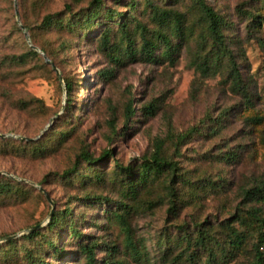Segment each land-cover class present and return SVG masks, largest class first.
<instances>
[{"label": "rangeland", "instance_id": "obj_1", "mask_svg": "<svg viewBox=\"0 0 264 264\" xmlns=\"http://www.w3.org/2000/svg\"><path fill=\"white\" fill-rule=\"evenodd\" d=\"M90 1L0 0V135L5 136L0 138L16 144L31 141L40 149L17 154L0 145V176L28 185L25 195H0V246L7 243L6 238L18 240L38 226L64 254L56 257L43 238L34 243L20 240L15 247L0 251V264H30L24 248L32 250L33 257L43 261L40 264H85L67 225L46 231L53 212L65 207L72 209L74 225L83 236L80 242L98 244L94 251L97 264L106 257L109 246H114V260L120 264H192L189 256L194 257V264H206L207 253L181 240V235L193 237V223L206 222L223 247V224L251 206L243 203V191L264 182L263 0H206L226 22L223 35L230 53L217 65L211 63L212 72L207 77H202L196 66L199 56L211 50V43L200 52L199 15L193 0H152L184 14L187 21L186 36L180 41L172 39L178 46L170 59L160 56L161 47L156 48L153 62L138 53L141 40L135 25H142L147 36L155 27L144 0H103L102 13L105 8L114 9L124 14L129 24L136 52L131 59L123 57L127 41L117 34L118 18L113 22L102 18L106 25H98L86 35L80 30L37 29L43 16L61 13L65 17L67 5L78 15ZM132 1L136 6L131 11ZM24 23L33 27L26 30L31 44L52 55L61 79L52 67L42 66V53L38 52L39 58L26 56L31 46L20 28ZM105 26L112 30L111 43L120 48L122 58L117 64L99 45ZM229 57L240 73L247 98L232 90L227 78ZM102 71L110 72L108 77L100 76ZM64 78L73 83L69 109H65ZM31 98L41 104L26 103ZM129 101L136 113L129 129H124ZM148 106L151 114L145 110ZM252 117L262 121L255 124L248 120ZM158 146L193 187L205 181L223 180L226 184L221 191L207 186L195 196L188 186L176 182L183 199L176 217L168 214L163 183L155 181L140 190L135 200L128 201L134 251L127 248L122 227L107 217L119 198L109 177L116 170V160L124 166H137ZM105 150H112L115 158L95 166L105 176L102 183L88 181L91 169L83 162L79 174L69 180L61 178L79 154L97 158ZM88 195L110 202L97 203ZM261 208L264 213V206ZM233 225L239 233L245 232L244 245L235 252L228 247L221 252L213 244L215 264H251L257 232ZM182 227L184 231H180ZM260 251L264 252V244Z\"/></svg>", "mask_w": 264, "mask_h": 264}, {"label": "trees", "instance_id": "obj_2", "mask_svg": "<svg viewBox=\"0 0 264 264\" xmlns=\"http://www.w3.org/2000/svg\"><path fill=\"white\" fill-rule=\"evenodd\" d=\"M81 1L82 0H72L74 4H78ZM103 3V0H91L88 8L86 10H82L78 15H75L71 6L67 5L64 8L65 17L68 18L66 21L65 17L61 16V13L47 14L43 16L41 23L39 26H37V29H65L70 33L80 30L81 32H84V35H86L98 25H106L104 24V21L101 20L102 18L107 22H113V20L118 18L119 23L117 25V34L121 40L127 41V49L125 50L123 57H128L129 59L133 58L136 52H134L131 46V30L129 29V24L126 21L124 14L110 8H105L104 12L102 13ZM193 4L199 15L198 20L200 23V32L197 36V45L200 52L205 50L204 46L207 45L208 42L211 43V50L207 52L205 56H199L196 66L200 75L202 77H207L210 72H212V68L210 66L211 63L217 65L223 57L226 55L230 56L225 43V36L223 35V29L226 25V22L213 10L211 6L207 4L206 0H193ZM143 5L145 10H149L151 18L155 23V27L150 36H147L142 25H135L134 29L136 32L140 31L141 40L138 53L145 61L153 62L156 57V48L161 47L160 56L170 59L174 53H176L178 46L172 42V39L175 41H180L186 36L187 21L185 19V15L171 8H165L154 4L152 0H144ZM135 6L136 4L132 1L130 10H134ZM256 18H258V16ZM194 25L195 24L189 27L192 29ZM22 26L28 32L33 29V27L26 23H24ZM111 35V28L105 26L100 34L99 45L100 48L105 51L108 59L112 63L117 64L122 56H120L119 53V46H115L111 43ZM30 38H32L31 35ZM33 46H35V44ZM40 51L45 57L54 63L52 55L49 52H47L43 47H40ZM26 56H32L36 58L40 57L38 52L31 47H28ZM41 62H43V67H51L44 60H41ZM227 66V78L229 77L231 81L232 90L241 94L243 98H247L248 95L246 88L243 85L235 62L231 57L228 59ZM109 73L110 72L108 71H102L100 76L108 77ZM72 85L73 83L71 80L64 78V86L66 91L65 109H69L72 106ZM26 103H33L35 105L41 104V101L36 98H31L29 102ZM21 104L25 105V102H22ZM147 109H149L147 114H151L152 108L148 106L145 108V110ZM135 113L136 111L132 106V102L129 101L125 107L124 129H129L128 125L130 124ZM248 120L254 122L255 124H259L262 121V118L252 117L248 118ZM112 125L114 126L113 123ZM17 143L18 144H16V141L12 139L0 138V145L3 148H6V150L7 148L14 150L17 154L24 151H32L33 153H35L36 150L40 151V149L36 148V143L32 144L31 141L20 140ZM108 158H115L114 152L112 150L103 151L97 158H94L87 153H81L79 154L76 162L70 168L64 170L61 173V178L69 180L71 177L79 174V166L83 162L91 169V175H89L87 178L88 181H91L94 184H100L104 181L105 176L102 172L95 168V166L99 165L102 161ZM115 165L116 170L109 178L111 179L110 185H112V187L117 191L119 198L118 201L114 203L115 209L107 213V217L114 220L122 227L127 248H130L134 251L135 248L132 243L130 225L128 221L132 207L130 204H128V201L135 200L140 190L153 184L155 181H160L163 183L166 189L165 197L169 201L168 214L170 216H174L176 215L178 208L181 206V204H183V199L180 200V196L174 186L176 182L188 186L190 193H194L195 196L198 195L197 192L205 190L207 186L214 191H221L226 184V182L223 180L218 182L205 181L206 183L204 182V185L199 186L197 184L193 187L192 182L187 180L184 175L178 173L179 168L177 164L162 155L159 146L156 148V151L150 158H145L137 166H124L118 160L115 161ZM27 187L28 185L14 180L8 176H0V195H25L28 193ZM86 197H89L91 200L94 199L98 201L97 203H99V201L110 202L109 199L101 196L95 197L93 195H88ZM242 199L243 203L251 206H249L247 210L240 212V214L233 216L230 220L223 224L225 232L223 237V247L222 244L216 240L213 232L211 231V227H207L206 222L193 223V237H190L188 233L181 235V240L187 241V243L192 242L193 245L207 253L206 264H215L216 256L212 248L213 244L219 246L221 248V252H225L226 247L230 248L234 252L240 250L243 247L246 234L245 232L239 233L237 228H235L233 225L234 223L239 225L238 227L255 229L257 232V243L252 249L253 254L251 264H264V252L260 251V247L262 244H264V213L263 209L261 208L264 206V182L259 183L249 189H245L242 193ZM71 212L72 209L70 207H65L64 209H59L58 211L53 212L46 227V231H52L59 225H67L69 235L74 240V242L78 244L79 253L84 257L85 264H97L98 262L96 260L94 251L98 247V244L95 242H80V240H83V236L76 229L72 220ZM180 231H184L183 227ZM41 238L47 240V247L52 251L53 254L56 255V257L64 256L58 246L52 240L47 239L45 233L41 232L39 229L29 232L27 235H24L18 240H8L4 246H0V251L6 247H9V249L15 247L20 240H23V242L26 243H34L36 240L41 241ZM24 249L26 251L27 260L30 264H40L43 262L33 257L32 250H27L26 248ZM114 253V246H109L106 250V257L100 261L99 264H120L118 261L114 260ZM189 258L192 261V264H194V257L189 256Z\"/></svg>", "mask_w": 264, "mask_h": 264}, {"label": "water", "instance_id": "obj_3", "mask_svg": "<svg viewBox=\"0 0 264 264\" xmlns=\"http://www.w3.org/2000/svg\"><path fill=\"white\" fill-rule=\"evenodd\" d=\"M14 6H15L16 17L18 18V14H17V4H16V2L14 3ZM18 22H19V21H18ZM20 28H21V30L24 32V35H25V37H26V40H27V42L30 44V46H31L35 51L42 53L38 48L34 47V46L31 44L30 39H29L28 35L26 34V30H25V28H24L22 25H20ZM42 54H43V53H42ZM44 59H45L46 63L49 64V65L52 67L53 71H54L55 74L59 77V79H61L60 72H59V70L57 69V67H56V66H55V65H54V64H53V63H52L47 57L44 56ZM0 137H5V136L0 135ZM10 137H13V136H10ZM20 139H21V138H20ZM45 196L48 198V200H50L46 193H45ZM36 229H38V226L29 229L28 232H32V231H34V230H36ZM13 238H14V236H12V237H8V238L5 239V241H8V240L13 239Z\"/></svg>", "mask_w": 264, "mask_h": 264}]
</instances>
